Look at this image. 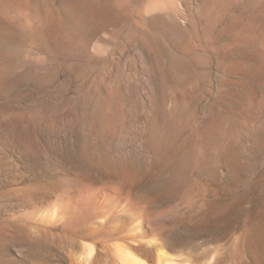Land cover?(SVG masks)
Here are the masks:
<instances>
[{"label": "rangeland", "instance_id": "rangeland-1", "mask_svg": "<svg viewBox=\"0 0 264 264\" xmlns=\"http://www.w3.org/2000/svg\"><path fill=\"white\" fill-rule=\"evenodd\" d=\"M123 207L264 264V0H0V264H79Z\"/></svg>", "mask_w": 264, "mask_h": 264}, {"label": "bare ground", "instance_id": "bare-ground-1", "mask_svg": "<svg viewBox=\"0 0 264 264\" xmlns=\"http://www.w3.org/2000/svg\"><path fill=\"white\" fill-rule=\"evenodd\" d=\"M118 208L111 218L102 216V209L86 218L89 236L82 252L75 255L77 259L82 258L78 260L79 264L92 263V259L102 264H205L219 260L218 255L211 253L196 258L191 252L185 254L165 242L159 234L152 232L148 209L140 207L139 217L132 219L121 213L124 207ZM101 244H105L107 258L102 257Z\"/></svg>", "mask_w": 264, "mask_h": 264}]
</instances>
